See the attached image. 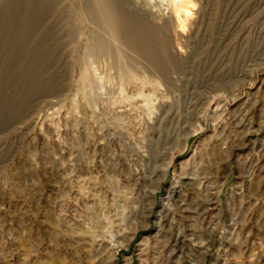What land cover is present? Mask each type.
I'll return each mask as SVG.
<instances>
[{"label": "rangeland", "instance_id": "1", "mask_svg": "<svg viewBox=\"0 0 264 264\" xmlns=\"http://www.w3.org/2000/svg\"><path fill=\"white\" fill-rule=\"evenodd\" d=\"M0 264H264V0H0Z\"/></svg>", "mask_w": 264, "mask_h": 264}, {"label": "bare ground", "instance_id": "2", "mask_svg": "<svg viewBox=\"0 0 264 264\" xmlns=\"http://www.w3.org/2000/svg\"><path fill=\"white\" fill-rule=\"evenodd\" d=\"M102 1V0H101ZM104 1V0H103ZM103 5V4H102ZM101 5V6H102ZM105 8V7H104ZM103 7H102V9H104ZM106 11H107V9H106ZM188 12V11H187ZM105 13V12H104ZM107 13V12H106ZM110 13V12H109ZM107 16H109V15H107ZM115 18H113V16L111 15V23H112V26L114 27V30H115V35H116V37L118 36L117 35V33L119 32V30L121 31V28H122V26H120V24L118 23V21L115 19ZM180 19V18H179ZM115 22V23H114ZM135 40H133V42H134ZM135 43V42H134ZM131 45V44H130Z\"/></svg>", "mask_w": 264, "mask_h": 264}]
</instances>
